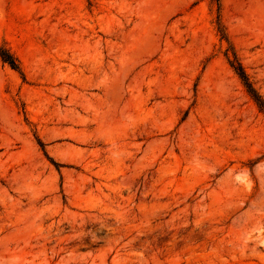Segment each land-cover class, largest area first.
<instances>
[{
    "label": "rangeland",
    "instance_id": "rangeland-1",
    "mask_svg": "<svg viewBox=\"0 0 264 264\" xmlns=\"http://www.w3.org/2000/svg\"><path fill=\"white\" fill-rule=\"evenodd\" d=\"M232 63L264 101V0H0V264H264Z\"/></svg>",
    "mask_w": 264,
    "mask_h": 264
},
{
    "label": "trees",
    "instance_id": "trees-1",
    "mask_svg": "<svg viewBox=\"0 0 264 264\" xmlns=\"http://www.w3.org/2000/svg\"><path fill=\"white\" fill-rule=\"evenodd\" d=\"M5 61H7L12 68H17L16 63L14 61L11 60H5ZM231 67L234 69L235 73L242 80V82L247 88L248 93L252 96V98L257 103V105L260 107L262 111H264V101L261 99V97L258 95L256 90L253 88L242 66L239 63H237V66H234V64L232 63Z\"/></svg>",
    "mask_w": 264,
    "mask_h": 264
},
{
    "label": "bare ground",
    "instance_id": "bare-ground-1",
    "mask_svg": "<svg viewBox=\"0 0 264 264\" xmlns=\"http://www.w3.org/2000/svg\"><path fill=\"white\" fill-rule=\"evenodd\" d=\"M164 110V109H163Z\"/></svg>",
    "mask_w": 264,
    "mask_h": 264
}]
</instances>
